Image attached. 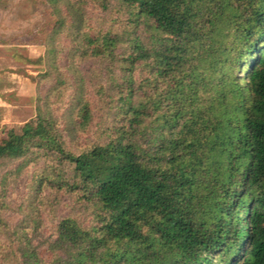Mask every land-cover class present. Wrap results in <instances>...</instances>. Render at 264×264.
Instances as JSON below:
<instances>
[{"label":"trees","instance_id":"obj_1","mask_svg":"<svg viewBox=\"0 0 264 264\" xmlns=\"http://www.w3.org/2000/svg\"><path fill=\"white\" fill-rule=\"evenodd\" d=\"M88 2L127 21L88 28L71 0H47L54 83L22 133L0 136V165L19 162L0 177V264H264V0ZM87 58L106 76L94 104L75 64ZM38 161L11 224L9 175ZM60 193L91 221L59 218L46 236L40 209Z\"/></svg>","mask_w":264,"mask_h":264},{"label":"rangeland","instance_id":"obj_2","mask_svg":"<svg viewBox=\"0 0 264 264\" xmlns=\"http://www.w3.org/2000/svg\"><path fill=\"white\" fill-rule=\"evenodd\" d=\"M66 2L67 0H64V3L59 5L60 9H66ZM71 2L74 3L72 4L74 8L81 9L84 21L86 25H89L88 28L99 30L115 24V21L119 23L116 27H120L127 21L124 13H120L114 5L110 10L103 11L99 5L88 0H71ZM54 19L56 16H50L47 0H0V136L3 138L7 137L9 130L18 134L22 133L24 125L36 117L38 99H43L54 83L53 73L49 78H43L45 65L43 61H40L44 54L41 43L44 42L48 31L47 24ZM67 21L72 20L69 18ZM68 40L66 36H62L59 42L63 41L67 44ZM59 64L65 65L66 60L61 59ZM75 64L76 70L81 74H78L79 77H84L86 94L94 104L98 98L95 94L97 84L105 83L104 70L96 59L77 60ZM70 91L67 93L69 94ZM42 104L45 105L43 101ZM46 108L52 111L53 116L63 126L71 128L69 122L72 118L68 112L66 113L65 105L52 97L46 104ZM98 112L94 110L96 115ZM96 123L97 119L85 133H77L71 137L70 147L74 151H80L95 140ZM64 134L70 143L71 139L67 132ZM18 163L9 162L0 165V177L6 170L15 168ZM43 165L44 161L31 163L20 173L9 175L8 197L11 208L3 214L6 221L15 224L20 219L17 208L25 195H31L29 190L34 180L32 175ZM47 197L46 204L53 199L49 194ZM29 201L32 200L29 199ZM50 206L49 204L45 207L43 204V209H40L44 215L45 226L42 230L46 236L53 233L54 225L59 218L72 215L83 222L91 221V209L77 207L68 194L60 193L55 205ZM55 216L57 218L52 220L51 218Z\"/></svg>","mask_w":264,"mask_h":264}]
</instances>
